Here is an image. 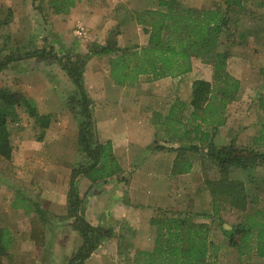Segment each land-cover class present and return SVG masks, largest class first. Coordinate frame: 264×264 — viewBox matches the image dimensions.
Segmentation results:
<instances>
[{
  "label": "crops",
  "instance_id": "0c3cea01",
  "mask_svg": "<svg viewBox=\"0 0 264 264\" xmlns=\"http://www.w3.org/2000/svg\"><path fill=\"white\" fill-rule=\"evenodd\" d=\"M29 1L0 0L1 58L47 46L57 55H80L90 42L104 45L116 29L126 32L117 48H144L147 35L132 17L124 21V13L156 10L168 0H80L66 14L51 10L49 0L40 7ZM172 1L197 10L227 9L225 0ZM241 4L240 15L231 22L226 16L227 28L243 21L258 27H244L235 41H222L227 45L216 50L227 55L226 72L238 82L236 91L214 82L212 64L199 57L192 58L187 73L156 81L141 76L133 87L108 81L104 64L97 61L102 56L86 64L82 84L94 141L109 145L107 164L113 176L108 187L80 176L75 189L84 220L113 232L83 264H136L139 252L155 247L157 227L151 221L172 213L208 227L209 242L218 247L207 254L208 264H250L227 245L225 232L247 215L264 212V165L229 170L228 180L243 188L241 207L219 199L213 186L218 178L211 179L207 167L220 176L208 152L231 144L264 156V146L256 143L264 127V0ZM94 26L89 39L87 29ZM94 62L95 69L90 66ZM90 80L97 82V90L90 89ZM195 81L210 84L199 109L191 106ZM0 89L22 94L38 115L50 116L40 133L24 108H16L17 118L8 120L14 152L7 159L0 156V226L11 237L7 257L18 251L23 261L16 259V264H65L83 242L67 203L72 169L86 161L78 137L83 117L69 99L75 87L60 67L55 71L42 61L23 59L0 71ZM28 247L32 254L24 252Z\"/></svg>",
  "mask_w": 264,
  "mask_h": 264
},
{
  "label": "trees",
  "instance_id": "16d2710c",
  "mask_svg": "<svg viewBox=\"0 0 264 264\" xmlns=\"http://www.w3.org/2000/svg\"><path fill=\"white\" fill-rule=\"evenodd\" d=\"M79 2L80 0H49L48 5L55 13L66 14ZM225 4L226 13H220L175 5L172 0L161 1L156 10L132 13L133 20L147 35L146 47L120 49L109 39L102 46L93 42L88 53L90 57L112 56L108 61V77L118 87H133L141 76H150L154 81L179 76L190 71L193 57H199L212 64L214 82L228 85L229 92L236 91L238 82L226 72L227 55L216 50L224 45L223 39L220 38L223 32L229 29L226 16L240 15L242 4L241 0H225ZM54 53L53 49H40L0 57V71L10 63L23 59L55 60L75 87L74 96H77V105L83 117L78 133L80 149L91 163L86 167L78 166L71 172L67 203L83 242L77 253L65 264H83L96 251L101 241L111 237L113 231L111 228H93L84 220L75 184L80 176L92 182L102 179L104 172L108 173L109 178L113 176L107 164L110 147L108 144L98 146L94 141L90 102L82 84V74L88 57H83L82 67H76L68 55L58 57ZM209 89L210 84L206 82L193 83L191 106L194 109L201 107ZM16 108H24L42 132L50 124V116L38 115L31 100L20 93L0 89V156L6 159L14 152L7 125L8 120L17 118ZM256 143L264 146V127ZM208 157L222 176L221 180L213 185L216 195L219 199H228L233 201L232 204L241 207L244 200L243 188L240 184L228 180V172L232 168L253 170L261 167L264 165V156L231 144L210 150ZM151 224L157 227L155 247L152 252H139L136 264H208L207 254H215L218 251V247L209 242V230L206 225L194 224L177 213L153 219ZM225 237L227 245L234 248L240 257H249L252 254L258 259H264V212L247 215L240 225L226 231ZM10 243L9 231L0 226V259L7 257Z\"/></svg>",
  "mask_w": 264,
  "mask_h": 264
},
{
  "label": "rangeland",
  "instance_id": "374dc122",
  "mask_svg": "<svg viewBox=\"0 0 264 264\" xmlns=\"http://www.w3.org/2000/svg\"><path fill=\"white\" fill-rule=\"evenodd\" d=\"M34 2H35V5H38L39 7L44 3V1L45 0H33ZM28 4H30V1L28 0V2H27ZM157 9V8H156ZM124 21H128V19L129 18H131L132 17V14L130 13V12H127V13H124ZM232 19H235V17L234 16H232L231 17V21H232ZM230 21V22H231ZM258 27V25H257V23H254V24H248V23H246L245 21H243L241 24L239 23L237 26L235 25L233 28H232V25H230V28L229 29H227V31H224L223 32V34L221 35V38L220 39H223L222 41H225V40H227L228 42L229 41H231V40H234L235 38V34L236 33H242V32H240L241 30H243L244 29V27H247L248 29L249 28H252V27ZM76 29H78V28H76ZM76 29L75 30H73L74 32H72L71 33V31H70V33H71V39L73 38V36H75L76 34H75V32H76ZM95 29H96V27L94 26V27H92L91 29H87V37L89 36V39H93L92 37V32L93 31H95ZM126 32H125V30H124V32H122V30H118V29H116V30H114V31H112V33H110V36H109V39L112 41L111 43H116L117 44V41H119V38H122L121 36H124V34H125ZM233 33V34H232ZM77 37V36H76ZM235 41V40H234ZM84 43V42H83ZM96 43V42H95ZM225 43V42H224ZM90 44H92L91 42H90ZM98 44V43H97ZM226 44V43H225ZM227 45V44H226ZM91 48V45L90 46H88V49H87V52H84L83 54H80V55H77V56H74L73 57V55H68V57L71 59L72 58V63L74 64V65H76V67H82V65H83V57L84 56H86V57H88V61L90 60V58H92L93 56H91L90 57V54L88 53L89 52V49ZM48 49H53V47H46V48H44V50L45 51H48ZM53 51H54V49H53ZM55 54V53H54ZM16 55H18V54H16ZM57 55V54H56ZM58 57H62L63 55H57ZM112 56H102V57H100L97 61H99V63H101V65H102V63L104 64V66H105V69H106V73H107V80L109 81L110 79H109V77H108V61H109V59L111 58ZM88 61L86 62V64L88 63ZM43 62V65H44V67L45 68H47V69H54L55 71L57 70V69H59V64L55 61V60H45V61H42ZM86 64H85V66H86ZM92 68H96L97 67V62H94L93 64H91L90 65ZM85 68V67H84ZM260 78H264V76H263V74H261L260 75ZM96 81H93V80H90L89 81V84H90V89H92V90H97V85H96ZM111 83V82H110ZM75 92V91H74ZM74 92H73V94H71L70 96H69V99H70V101H71V103H72V107H73V109L75 110V111H79L80 110V108H79V106L77 105L78 103H77V96H74ZM254 95H258V92H256ZM255 96V97H256ZM255 100H257V97L255 98ZM40 129H38V132L40 133ZM68 132H69V134L72 132L71 131V129H69L68 130ZM84 158L86 159V161L83 163V164H81V165H79L80 167H86V166H88L90 163H91V161L86 157V156H84ZM214 166V165H213ZM208 174H209V176L211 177V179H216L217 180V178H218V181L219 180H221V178H222V176H219V175H216V173H213L212 172V170H211V168H210V164H208ZM108 171V170H107ZM106 171V172H107ZM105 173V172H104ZM103 173V175H105L102 179H99L98 180V182H100V184L103 186V187H108L109 185V176H108V173H105L104 174ZM101 174V173H100ZM124 181H125V179H124ZM102 186H100V187H102ZM108 189V188H107ZM44 218H45V220H46V215L44 216ZM44 220V221H45ZM103 231V230H102ZM39 236L40 235H37V237H36V239H38L39 238ZM26 250L28 251H31V254H32V248L31 247H28V248H26L25 250H24V252L26 253ZM13 254L11 255V256H9V257H6V259H1L0 260V264H16V259H20V258H22V261H23V257H20L21 255H23V254H19V252L18 251H14V252H12ZM28 256V255H27ZM252 256V254L249 256V257H247V256H243L242 258H243V260L245 261V262H250V264H264V262H257L256 261V259H253V257H251Z\"/></svg>",
  "mask_w": 264,
  "mask_h": 264
},
{
  "label": "built area",
  "instance_id": "2783aa9c",
  "mask_svg": "<svg viewBox=\"0 0 264 264\" xmlns=\"http://www.w3.org/2000/svg\"><path fill=\"white\" fill-rule=\"evenodd\" d=\"M78 34L80 35L81 33H80V32H78Z\"/></svg>",
  "mask_w": 264,
  "mask_h": 264
},
{
  "label": "bare ground",
  "instance_id": "6f19581e",
  "mask_svg": "<svg viewBox=\"0 0 264 264\" xmlns=\"http://www.w3.org/2000/svg\"><path fill=\"white\" fill-rule=\"evenodd\" d=\"M105 75V73H103Z\"/></svg>",
  "mask_w": 264,
  "mask_h": 264
}]
</instances>
